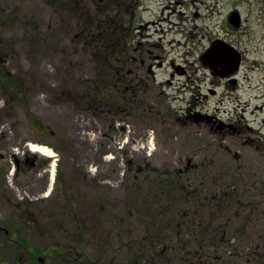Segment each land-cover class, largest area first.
I'll return each mask as SVG.
<instances>
[{"label": "rangeland", "instance_id": "obj_1", "mask_svg": "<svg viewBox=\"0 0 264 264\" xmlns=\"http://www.w3.org/2000/svg\"><path fill=\"white\" fill-rule=\"evenodd\" d=\"M136 1L133 15V0H0V65L26 93L16 97L0 81V264H126L146 233L185 212L199 213L208 238L225 222L245 229L234 247L264 256V154L178 119L196 90L209 94L200 57L224 17L235 10L248 20L242 29L259 30L264 0ZM89 26L106 41L86 40ZM119 63L126 82L148 84L143 105L131 95L111 100L121 96L111 89ZM217 91L200 104L225 116L226 89ZM221 186L230 197L210 209L204 195ZM182 187L196 191L187 203ZM19 232L37 250L17 252Z\"/></svg>", "mask_w": 264, "mask_h": 264}, {"label": "flooded vegetation", "instance_id": "obj_2", "mask_svg": "<svg viewBox=\"0 0 264 264\" xmlns=\"http://www.w3.org/2000/svg\"><path fill=\"white\" fill-rule=\"evenodd\" d=\"M137 5L136 3L133 4L132 14L133 12L136 14L135 8H137ZM247 21L235 10L227 13L224 17L222 34L210 37L208 46L200 57L210 76L211 88L208 90L209 94L200 95V91L196 90L197 99L178 119L186 125L204 126L213 135L220 138L239 139L244 147L255 149L257 154H264V22L260 23L261 29L259 30L252 27L250 30L248 28L242 29ZM156 24L158 23H148V25ZM232 27L236 29H232ZM238 30L240 31L238 32ZM148 37L151 39L152 35L149 34ZM154 47L159 48L160 46L154 44ZM216 50L221 51L222 54V59L218 63L215 61ZM207 51L210 52L209 59L205 62L203 55ZM159 59L156 56L154 60ZM133 61L143 67L147 65L146 59L140 61L138 58H134ZM115 65H118L115 79L116 89L121 92L123 88H127L131 97H136L133 100L143 105L144 99L146 100L151 91L148 84L145 80H140L137 75L135 79L126 82V76L122 75L125 67L122 68L120 63ZM171 65L173 68L178 67L174 61ZM154 66L153 63H150L148 68L152 69ZM157 66L161 67L162 63H158ZM181 70V72H187L183 68ZM130 74L131 71H128V75ZM220 86L226 89V94L222 96L221 103L226 101L229 104V108L224 111L225 116L221 115L218 108L205 110V104H200L210 96L219 97L217 88ZM198 88L200 89V87ZM0 157L1 159L5 158V156ZM17 165H20L19 161H17ZM42 166H48V162H44ZM51 168L52 165L48 169L49 180H51ZM26 223L31 224L29 221ZM32 239H34L32 235L26 238L18 237L14 248L17 252L22 248L29 251L33 246L31 244ZM40 239L44 240L43 238ZM49 244H54L53 239ZM32 249L37 250L36 248ZM47 249L52 248L47 247ZM42 251H46V248ZM34 254L35 252H32L30 256ZM37 256H39L38 253Z\"/></svg>", "mask_w": 264, "mask_h": 264}, {"label": "trees", "instance_id": "obj_3", "mask_svg": "<svg viewBox=\"0 0 264 264\" xmlns=\"http://www.w3.org/2000/svg\"><path fill=\"white\" fill-rule=\"evenodd\" d=\"M126 0H123V2ZM130 1V0H129ZM136 3V0H133ZM110 31V30H109ZM108 35V34H107ZM106 35V36H107ZM106 36L102 33L99 26H89L85 35V39L91 44L99 46L106 41ZM0 81L4 84L7 91L18 96L20 90L26 96L25 88L20 85V81L11 76L9 71L0 65ZM128 85V84H127ZM115 82L111 84L112 92L115 91ZM106 90V89H105ZM108 90V89H107ZM104 91V95H108L110 91ZM130 91L123 88L120 92L121 96H113L111 100H120V97L126 99ZM102 95V93L100 94ZM130 95V94H129ZM131 98H136L135 96ZM145 100V99H144ZM141 101V98H140ZM118 102V101H117ZM137 104L139 102H136ZM142 103V102H140ZM139 105V104H138ZM234 188V186H232ZM186 203L188 196L196 193L195 190L180 188ZM227 188L223 186L211 189L204 195L206 206L214 209L227 201L230 197ZM226 199V200H225ZM217 203V204H213ZM199 213L185 212L179 220L171 226L163 229L161 232H148L139 241L140 247L135 250L134 257L126 264H263L264 256L249 249L248 252H241L234 247L233 243L239 239V246L244 241L242 234L243 228L233 229L232 225L227 222L221 224L214 232V237L208 238L209 233L202 230V223H198L197 216ZM194 220V222L191 221ZM156 223H154L155 226ZM19 232V237H22ZM234 234V235H232ZM24 243L26 241L23 240ZM260 246V245H259ZM256 249V246H253ZM60 252V251H59Z\"/></svg>", "mask_w": 264, "mask_h": 264}, {"label": "bare ground", "instance_id": "obj_4", "mask_svg": "<svg viewBox=\"0 0 264 264\" xmlns=\"http://www.w3.org/2000/svg\"><path fill=\"white\" fill-rule=\"evenodd\" d=\"M28 148L31 152L38 153V154L45 156V157H48V158H55L57 156L56 152L52 148L45 146V145L30 143L28 145ZM53 168H54L53 175L55 176V170H56L55 164L53 165ZM54 176L52 177V181L54 179Z\"/></svg>", "mask_w": 264, "mask_h": 264}, {"label": "water", "instance_id": "obj_5", "mask_svg": "<svg viewBox=\"0 0 264 264\" xmlns=\"http://www.w3.org/2000/svg\"><path fill=\"white\" fill-rule=\"evenodd\" d=\"M209 53H210V52L207 51V52L203 55V59H204L205 62L208 61V59H209ZM221 59H222L221 51L216 50V56H215V61H216V63H218L219 60H221Z\"/></svg>", "mask_w": 264, "mask_h": 264}]
</instances>
